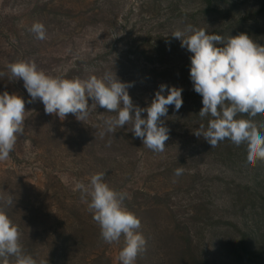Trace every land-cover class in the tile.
I'll list each match as a JSON object with an SVG mask.
<instances>
[{
  "label": "rangeland",
  "instance_id": "1",
  "mask_svg": "<svg viewBox=\"0 0 264 264\" xmlns=\"http://www.w3.org/2000/svg\"><path fill=\"white\" fill-rule=\"evenodd\" d=\"M34 22L45 39L30 31ZM188 25L264 45V0H0V94L21 96L26 109L24 132L0 161V211L38 264H120L123 239L101 238L76 189L101 172L141 221L146 249L136 264H264V162L250 165L246 145L225 139L211 149L194 135L211 117L198 114L192 54L172 36ZM18 61L67 79L116 76L140 108L161 84L182 88V107L161 118L165 150L143 146L131 123L108 132L104 121L116 113L91 99L83 122L46 114L11 76L7 65ZM254 120L264 132V114Z\"/></svg>",
  "mask_w": 264,
  "mask_h": 264
},
{
  "label": "clouds",
  "instance_id": "2",
  "mask_svg": "<svg viewBox=\"0 0 264 264\" xmlns=\"http://www.w3.org/2000/svg\"><path fill=\"white\" fill-rule=\"evenodd\" d=\"M30 31L40 40L46 38V28L40 22H34ZM172 36L192 54L190 79L194 91L202 96L203 105L198 114L201 118L211 117L207 127L200 125L194 135L203 137L211 149L225 139L236 146L246 145L250 165L264 162V132L254 120L264 114V45L245 33L225 41L221 35L191 25ZM7 68L15 80H23L31 98L29 102L39 99L46 114H54L61 120L72 114L83 122L91 106H99L116 113L104 121L108 132L114 133L131 123L134 136L154 152H163L169 139V129L161 119L167 117L168 106L174 105L179 111L183 105V89L174 86L161 84L151 104L140 108L133 104L128 93L131 85L116 76L67 79L50 76L29 61L10 63ZM166 89L165 96L162 93ZM89 99L93 102L91 106ZM25 112V100L21 96L7 91L0 94V161L9 158L18 136L23 134ZM142 112L147 113L146 118H142ZM182 173L183 169L177 168L174 174ZM76 189L88 201L101 238L109 244L123 239L118 253L120 264H136L138 255L146 249V238L139 231L140 219L125 205L128 194L111 188L105 182L104 172L93 174L88 184L77 183ZM20 240L18 226L0 211V264H38L32 255L24 252Z\"/></svg>",
  "mask_w": 264,
  "mask_h": 264
}]
</instances>
